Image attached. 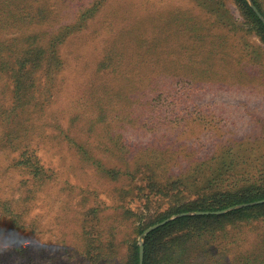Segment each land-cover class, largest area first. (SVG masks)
<instances>
[{"label":"rangeland","instance_id":"374dc122","mask_svg":"<svg viewBox=\"0 0 264 264\" xmlns=\"http://www.w3.org/2000/svg\"><path fill=\"white\" fill-rule=\"evenodd\" d=\"M249 25L234 0H0V57L54 38L62 53L54 95L19 119L28 136L21 148L35 153L53 178L29 200L34 183L14 164L20 151L2 145L8 129L0 122V214L8 200L19 213L31 207L37 226L29 245L40 262L92 264L79 243L95 224L98 234L119 228L115 245L99 259L127 264L130 240L145 243L151 223L175 220L173 210L210 202L221 189L255 184L264 174V44ZM117 39L130 50L125 72L159 82L156 89L123 90L114 115L127 120L113 131L101 129L130 162L116 160L128 174L118 179L80 159L70 142L73 114L61 113L93 83L114 81L113 74L100 79L98 71ZM170 61L189 65L174 78L162 76ZM12 77L10 68L0 70L5 112L12 108ZM53 112L61 113L63 131L55 132ZM96 139L105 140L90 143L98 146ZM140 227L146 230L137 236L133 230ZM186 240L175 237L165 252H153V264H262L264 216L231 227L215 242L210 235ZM218 242L223 245L215 250ZM11 244L0 235V264H22Z\"/></svg>","mask_w":264,"mask_h":264},{"label":"trees","instance_id":"16d2710c","mask_svg":"<svg viewBox=\"0 0 264 264\" xmlns=\"http://www.w3.org/2000/svg\"><path fill=\"white\" fill-rule=\"evenodd\" d=\"M253 1L264 15L259 0ZM234 3L252 24L249 26L256 30L264 44V21L254 11L253 4L248 0H234ZM113 44L114 46L108 52L107 58L102 62L98 74L100 79L113 74L114 81L111 82V79H105L102 81L103 83H93L95 85L93 86L92 84L91 91L88 92L87 96L77 101L71 108L63 109L61 113H63V116L68 112L73 114L69 120V132L72 131L74 136L69 141L73 144L72 147H76L80 159L84 162H90L92 166L96 167L98 172V169L103 168L106 175L111 172L114 173V176L118 179L124 164L116 160L124 161L128 165H130V162L125 160L128 158L126 154L118 153L121 148L116 147L113 141H108L103 135H100L101 129L110 128L109 130L113 131L115 126L119 125V122L127 120L122 118L121 114L114 115L116 113V105H118L116 102L123 96V90H129L133 94L138 91H145L146 88L156 89L159 82L157 77L153 79L154 77L147 78L136 76L133 73L127 74L125 68L129 66L127 63L130 61L127 58L130 55L129 47L118 39ZM56 45L57 42L54 38V43L48 42L45 47L32 45L27 50L21 51L19 48H15L10 50L12 55L4 54V56L0 57V70L5 71L10 68L15 75L14 78L12 77V108L6 112L0 108L1 125L8 129L1 136V142L2 145L13 147L14 151H20L19 158L14 164L18 165L28 175V179L34 183V189H29L28 200L31 195L39 190L41 191V189L43 190L53 178L49 168H46L35 153L21 148L23 141L27 140L28 136L23 133L25 130H20L19 119L28 114V110L34 111L45 107L46 96L54 95L53 91L57 89L55 77L59 72L56 70V65L57 63H62L60 48ZM130 64L136 68L137 63L131 61ZM184 64L189 65L188 62L179 61L164 63L162 76L166 74L165 76H170L171 78L176 77L177 74L173 72L177 71L178 68L185 69L187 66ZM127 71L130 72L128 69ZM44 80L48 82L46 85ZM39 90H43L44 95L42 93L38 94ZM119 104H126V102H119ZM61 113H52L55 124H51L56 126L55 132L63 131V127L60 124ZM95 137L105 140L96 139L98 141V146H96L90 143ZM107 151H110V153L107 154ZM122 174L123 176L128 175L126 172ZM133 174L131 172L130 175ZM255 182V184L239 188L227 186L209 198L210 202L203 203L200 200L184 208L173 210L171 215H179V217L152 230L146 236L144 264H153L152 255L157 252L163 253L169 249L172 239L175 237H177L178 241H188L186 240L187 238L196 237L200 239L210 235L215 242L218 241L220 234L227 235L228 231H231V227L263 217L264 202H259L264 200V174ZM2 206L0 235L3 234L8 241H11L14 253L18 259H21L22 264H43V262L38 260L37 254L32 251L29 245V240L34 238L32 236L36 233L35 228L37 226V223L30 221L31 207L19 213L14 203L10 200L7 201L6 205L3 204ZM220 210L228 211L220 215H191V212H215ZM184 213H188V215H182ZM168 217L157 220L149 226L161 223ZM28 222L32 223L30 228L26 224ZM212 226L216 228H212ZM96 228L97 226L92 224L88 229H84L83 235L80 236L81 242L79 244L80 249L83 251L82 254L85 255L84 257L87 260H91L92 264H115L116 262L114 263L113 260L106 262V259L100 260L99 258L107 251L109 246L115 245L119 228L116 226L112 227V225L107 226L103 230L104 233L99 234ZM135 229L133 233L137 232V236H140L146 230L141 227L137 230ZM187 230L189 232L185 233ZM137 239L132 238L130 240L131 255L127 264H140V243ZM196 241L194 240L193 242ZM219 245L222 246V242H218L214 249L216 250ZM191 246L193 245L191 244ZM260 263L264 264V256Z\"/></svg>","mask_w":264,"mask_h":264},{"label":"water","instance_id":"95a60500","mask_svg":"<svg viewBox=\"0 0 264 264\" xmlns=\"http://www.w3.org/2000/svg\"><path fill=\"white\" fill-rule=\"evenodd\" d=\"M254 11L258 14V16L264 21V18L262 17V15L260 14V12L257 10V8L252 5ZM264 202V200L260 201L259 203H262ZM241 207V206H239ZM227 210H223V211H217V212H209V211H206V212H198L196 213V215H216V214H222V213H225ZM182 215H188V213H184ZM181 216V215H180ZM169 220H165L161 223H158V224H155L154 226H152L151 228H149L146 232H145V235L149 234L152 230L154 229H157L163 225H165L166 223H168ZM144 255H145V248H144V243L141 242L140 244V264H144Z\"/></svg>","mask_w":264,"mask_h":264}]
</instances>
